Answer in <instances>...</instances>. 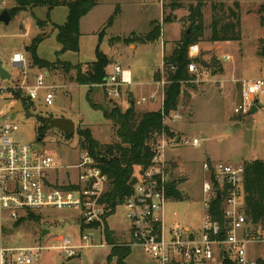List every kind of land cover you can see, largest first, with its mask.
I'll return each instance as SVG.
<instances>
[{"label":"rangeland","instance_id":"rangeland-1","mask_svg":"<svg viewBox=\"0 0 264 264\" xmlns=\"http://www.w3.org/2000/svg\"><path fill=\"white\" fill-rule=\"evenodd\" d=\"M102 5L95 9L83 21V33L81 37L80 52L65 51L62 52L61 43L57 37V29L48 24L42 29L37 24V19H49L52 23L63 24L68 17L69 10L67 6H57L49 11L47 6L27 7L25 10L17 12L9 25L0 22V62L7 69L12 78L9 80L0 79V117L6 118L17 102H23L18 99L24 90H15V84H21L24 75L23 70L16 69L10 58L14 52H22L28 59V65L32 67L30 53L26 48L32 39L42 31L49 33L38 46V54L41 58L50 62L68 61L75 65L79 62H88L96 58L95 49L98 44L99 32L107 22L109 16L115 11L119 2L120 10L113 26L106 29L107 34L102 42L106 53H110L113 60L118 61L125 67L135 70L138 76L135 78L143 81L152 80L153 72L161 61L160 46L156 44L137 43L136 48H130L127 42H120L119 37L129 35L134 30L138 35L147 34L151 30V21L160 18V0H137V4L126 0H102ZM172 2L182 4V7L172 11ZM239 3V7L236 6ZM16 6V0H2L0 12L3 9L11 10ZM202 3L205 20V35L200 44V52L197 58L205 60L208 66H202L199 76L190 74L191 80L182 84V97L177 111L182 115V119L174 120L170 113V120L166 119L165 125L172 130L171 138L178 136L184 139L193 140L194 137L200 139V144H184L181 141L176 149H170V155H180L185 165L186 175L180 177L181 184L178 189L184 195L183 200L171 199L165 206L166 221L168 223L179 221L183 226L192 221L194 224H202L203 221V181L205 172L203 163L209 160L224 161L233 165H240L244 161L263 159L264 160V98L260 100L259 112L249 114V116H237L234 113V106L238 100V94L242 88L243 80L250 78L264 77V11L261 7L264 0H164L162 21L171 14L176 16V21L180 24V35L178 32L179 24L163 23L167 39H176L189 26L187 16L189 14V5ZM217 4V10L213 5ZM221 4H224L221 6ZM122 6V7H121ZM234 10V13L230 11ZM32 16L29 28V37L23 35L28 30L24 19ZM217 18L222 24L234 23L236 29L241 31V39L229 42H213L210 40L212 34V23ZM158 20V19H157ZM160 21V20H159ZM39 30L38 34L37 31ZM92 31H96L93 34ZM174 42V41H173ZM171 42V48L174 43ZM102 48V47H101ZM60 52V54H58ZM231 55L230 60H224V55ZM196 58V59H197ZM110 61L109 65L113 63ZM195 59H192L194 61ZM108 65V69L111 68ZM81 66V65H80ZM88 67H86V70ZM85 70V71H86ZM44 73L48 83H55L58 88L55 90L56 96L52 106H46L44 101H37V109L30 111V117L25 113H18L16 122L19 125V131L16 139L21 142L32 143L40 135L38 129L43 122V116L64 115L72 118L76 123V132L68 136L66 132L51 127L48 123L44 128L45 137L41 141L42 148L56 158L58 166L59 181L63 182L66 173H70L73 179H77L78 169L76 165L79 159V135L80 128H88L92 135L101 144L114 143L118 141L113 122L105 118L104 110H110L115 106L123 110L128 108L127 102L120 100L111 101L105 94V86L101 83L94 85H83L76 80V70H65L58 66L55 69L41 70ZM19 73V74H18ZM236 73V74H235ZM18 74V75H17ZM57 76H55V75ZM234 74L238 80L235 81V97L230 93H221L224 90L222 82L219 79H225ZM210 75V76H209ZM71 76V77H70ZM73 76V77H72ZM17 77V78H16ZM74 80H71V79ZM201 79L196 81V79ZM210 79V80H209ZM216 79V80H215ZM213 82H207V81ZM212 84L217 88H211L205 93L193 99L194 95L204 92V84ZM133 87V86H132ZM136 96L141 97V93L149 95L150 86H134ZM135 88H133L135 90ZM91 90L90 98L88 93ZM15 92H18L15 93ZM238 92V93H237ZM126 98L130 92H127ZM91 101L96 106H92ZM152 102V103H151ZM24 104V103H23ZM160 105V99L144 103L137 106V111L144 112L150 108ZM185 116V118H184ZM187 122L181 129L179 123ZM240 123V125H236ZM205 129L209 133V138L205 139L200 135V130ZM178 137V138H179ZM172 142H170L171 144ZM173 143H177L174 142ZM156 144V138H155ZM139 168L135 174L137 175ZM137 177V176H136ZM70 183V182H69ZM172 183V181L170 182ZM63 184H67L64 182ZM124 206H117L116 211L109 217V225L114 236V242L117 245H124L129 237L128 221L124 214ZM78 208L46 209L42 217L46 221L34 223H20V230L10 235L11 246H20L24 244H44L45 246L53 244V239L57 234L63 233L71 236L75 244H81L82 234L92 236L90 243L99 244L104 242V246L92 245L80 250V257L67 259L56 251L45 250L40 253L39 258L34 264H107V255L110 246L106 238L102 239L99 231L82 232L78 220ZM77 216V217H76ZM65 218H72L73 224H67ZM84 225H86L84 223ZM97 227V226H96ZM168 227V226H167ZM40 229H50L51 233L44 236ZM126 234V236L124 235ZM246 234L257 239V242L248 245L250 257H264V231L261 227L249 224ZM261 240V241H258ZM133 252L141 261L146 264H160L153 256L146 251L142 245H133ZM131 256L127 259L131 262ZM201 264V263H196Z\"/></svg>","mask_w":264,"mask_h":264},{"label":"built area","instance_id":"built-area-1","mask_svg":"<svg viewBox=\"0 0 264 264\" xmlns=\"http://www.w3.org/2000/svg\"><path fill=\"white\" fill-rule=\"evenodd\" d=\"M1 2L2 0L0 4ZM199 52V45L193 44L189 48V57L196 56ZM223 59L230 60L231 56L225 55ZM10 61L16 69L28 68V59L22 52H14ZM202 66L201 63L192 61L188 71L198 77ZM167 82L163 74L159 81L163 90ZM131 83V70L120 64H113L101 84L105 86L108 98L120 100L123 86ZM57 88V85L47 83L43 73L38 74L33 83H28L24 78L21 84L14 86L15 90L25 91L24 96L34 103L33 110L37 108L36 102L41 98L46 106H52ZM0 92L4 93L3 89ZM262 98L264 77L243 80L240 99L234 106L235 115L248 116L252 107ZM150 99H155V95ZM145 102L146 99H141L137 104ZM163 104L164 91L162 107ZM172 117L174 120L182 119L177 110L173 111ZM169 118L170 115L164 114V122ZM19 129L16 118L10 115L0 117V264H34L45 250L56 251L70 259L80 254L83 248L104 246V242L90 243L92 236L89 234H82L83 243L75 244L71 236L63 233L57 234L53 244L48 246L40 243L20 246L9 244L10 235L21 228L17 222L27 218L31 212L40 215L44 222L47 219L42 217L43 211L50 208H78L80 228L82 223L88 226L98 224L97 227L81 231H99L104 239L106 214L110 211L104 199L109 189V175L88 150H80L78 163L73 166L78 169L79 181L72 185L77 187L64 188L71 184L63 185L50 179V173L56 169V158L42 148L41 142L39 148H36L35 141L28 143L17 140ZM155 138L153 162L137 176V183L132 186L131 194L122 203L129 224L131 243L144 246L160 264H258V259L250 257L248 252V245L257 242V239L246 234L250 223L245 212L244 165L213 160L203 163L205 214L200 230L191 234L179 221H166V188L172 178L165 152L170 142L178 140L171 138L165 130L156 133ZM180 141L186 145L200 143L198 137L192 141ZM218 191L222 195L224 221L215 219L210 214L212 201L218 198ZM64 221L71 223L67 219ZM221 223L224 226L223 233ZM43 231L44 229H40L41 233ZM221 235L224 237L221 238Z\"/></svg>","mask_w":264,"mask_h":264},{"label":"trees","instance_id":"trees-1","mask_svg":"<svg viewBox=\"0 0 264 264\" xmlns=\"http://www.w3.org/2000/svg\"><path fill=\"white\" fill-rule=\"evenodd\" d=\"M99 0H16V6L11 8L12 18L17 12L25 10L27 7L47 6L49 11L57 6L65 5L69 9L67 20L64 24L51 23L49 19H37L40 28H44L48 22L57 29V37L62 46V52L80 50V21L87 15L97 4ZM224 4H221L223 6ZM172 11L182 7V4L172 2ZM239 7V3L236 2ZM187 20L189 26L182 32L179 40L174 42L173 50L170 54L164 56V65L162 70L155 73V80L160 81L163 74L168 82L164 88V104L157 111H137L134 100L130 101L128 108L123 110L119 106H115L110 110H104V116L115 127V133L118 141L114 143L101 144L94 138L91 130L88 128H80L78 130L80 149L88 150L100 163V166L109 175V189L104 197L108 203L110 211L106 214V218L116 211L117 206L121 205L125 198L132 192L130 182L152 162L155 155L154 143L155 134L161 133L163 130L169 136H172V130L164 123V114L169 115L178 109L182 97V82L191 79L188 66L192 62L189 57V48L193 44L200 43L205 35V20L202 3L190 4ZM213 9L217 10V4L213 5ZM264 11V5L261 11ZM234 13V10L230 8ZM120 14V5L118 4L114 13L108 19L105 27L101 31L102 34L107 28L112 26ZM176 21V16L171 14L163 21H151V30L144 35H133L130 38H124V42H141L148 43L158 39L162 34V22L171 23ZM43 31L35 36L31 43L27 46L31 55L32 67L38 69H55L58 66L64 67L65 70H77V82L80 84L94 85L104 82L107 76V67L110 58L99 49L97 50L96 61L88 65V69L83 71L80 64L74 65L68 61L50 62L41 58L38 54V46L45 39ZM241 39L240 29H236L234 23L222 24L220 20L215 18L212 23V34L210 40L213 42H229ZM118 40H122L119 39ZM264 55V50H263ZM60 54V52L58 53ZM194 61L200 63L197 58ZM174 67V68H172ZM18 94V92H15ZM18 99L22 100L27 110H32L33 102H29L24 94ZM90 98V93L88 94ZM92 106H96L91 101ZM93 106V107H94ZM43 119V118H42ZM43 124L38 129L39 134H43L47 122L41 120ZM68 136L70 134L66 133ZM245 167V212L248 222L257 227H261L264 231V160L244 161ZM139 168L138 174L135 172ZM76 185H67L64 188L74 189ZM167 199L183 200L184 195L178 189V182L173 181L166 188ZM210 214L213 218L224 221L222 211V200L215 198L212 201ZM40 215L31 212L27 218L17 222V224L25 222H40ZM98 224L84 225L81 224V230L84 231L88 227H96ZM221 238L224 235L220 236ZM105 238L107 244L112 246L111 254L108 257V263L116 258L117 264H128L127 256L131 253V245H117L114 241L112 232L105 220ZM258 264H264L262 258H258Z\"/></svg>","mask_w":264,"mask_h":264},{"label":"crops","instance_id":"crops-1","mask_svg":"<svg viewBox=\"0 0 264 264\" xmlns=\"http://www.w3.org/2000/svg\"><path fill=\"white\" fill-rule=\"evenodd\" d=\"M102 0H99L98 1V4L87 14V15H85V16H83L82 18H81V21H80V33H81V35H80V50H81V37H82V35H83V33H85L84 31H83V29H82V27H83V21L87 18V16L88 15H90V13H92L93 11H95V9H97L98 7H100L101 5H102V2H101ZM126 1H128V2H130V3H135V4H137V0H126ZM142 1H145V0H142ZM119 5L121 4V2H119L118 3ZM163 4H164V0H160V18H156V19H153V20H160V21H162V14H163ZM63 6H65V5H63ZM12 7H15V3H14V5L12 6ZM122 7V6H121ZM121 9V8H120ZM69 10V9H68ZM114 12H112V14H113ZM122 13V10H120V14ZM111 14V15H112ZM110 15V16H111ZM110 16H109V18H110ZM120 16V15H119ZM118 16V17H119ZM108 18V19H109ZM30 19H33L34 20V18L32 17V16H30V17H26L25 19H24V21H25V23H26V27H27V31H26V34L24 33L23 35H25V36H28L29 37V34H30V30H29V28H30V26H31V23H32V21H30ZM152 20V21H153ZM108 21V20H107ZM66 22V21H65ZM64 22V23H65ZM175 23H178L179 24V22L178 21H174ZM52 23V22H51ZM63 23V24H64ZM107 23V22H106ZM106 23H105V25H106ZM115 23V22H114ZM172 23V22H171ZM56 24V23H55ZM105 25L103 26V28L105 27ZM113 26V25H112ZM53 27V26H52ZM103 28L101 29V31L103 30ZM181 29H180V24H179V28H178V32L180 31ZM38 32H39V30L37 31V34H38ZM47 32H44L43 34H44V36H48L49 35V33L50 32H48V34H46ZM92 33L93 34H96V31H92ZM106 34H107V31L105 30L102 34H100V32H99V37H98V44H97V46H96V49H95V55H96V58L95 59H93L92 61H88V62H79L78 64H80L81 65V68H82V70L83 71H85L86 70V67H88V65L90 64V63H92V62H94V61H96V59H97V50L99 49L100 51H102L105 55H107L109 58H110V61L111 60H113V58L110 56L111 54L110 53H106L105 52V48L102 46V42H103V40H104V38H106L105 36H106ZM133 35H138L134 30H132V31H130V33H129V35H125V36H122V37H119V39H122V40H119L120 42H124L123 41V39L124 38H130V37H132ZM179 35H180V32H179ZM181 37V36H180ZM180 37H178V38H176V39H167L166 37H165V30L162 28V34H161V36L158 38V39H156V40H154L153 42H148V43H141V42H127V43H130V44H128V46L130 47V48H132V46H133V48H136V46H137V43H141V44H156V45H159L160 46V50H161V53H160V56H161V61H160V63H159V65L156 67V69L154 70V72H153V78H152V80L150 81V80H148V81H143V80H139L138 78L136 79L135 78V76H137V77H139L138 76V74H137V72H135V70H131L129 67H125L124 65H122L121 63H119L118 61H115V60H113V63L112 64H110L109 65V67L111 68V66L113 65V64H120V65H122L124 68H127V69H130L131 70V72H132V83L131 84H126V85H124L123 86V95H122V101L123 102H127V107H129V105H130V101L131 100H134L135 101V103H136V105L138 106H142L143 104H137V102L139 101V100H141V99H146V102H150V101H155V99L156 98H159L160 99V105H158L157 107H155V108H150V109H147V110H143V111H157V110H159L160 108H162V95H163V87L161 86V84L159 83V81H156L155 80V73L158 71V70H162L163 69V65H164V56L165 55H167V54H170L171 52H172V50H173V46H172V48H171V42H175V41H177V40H179L180 39ZM173 42V43H174ZM223 43V42H222ZM198 45H199V47H200V44L198 43ZM102 47V48H101ZM27 49V48H26ZM80 50H79V52H80ZM200 50H201V48H200ZM27 52H28V50H27ZM29 53V52H28ZM228 55V54H227ZM225 56V55H224ZM231 56V55H230ZM197 58V55L196 56H193V57H191V59H196ZM201 62H202V60H201ZM200 62V63H201ZM73 64V63H72ZM202 64V63H201ZM75 65V64H74ZM203 65V64H202ZM204 66V65H203ZM41 70H45V69H38V68H30L29 67V65H28V68L24 71L23 70V75H24V78H26V81L28 82V83H33L35 80H36V77H37V75L38 74H40V73H43ZM76 70V69H75ZM77 71V70H76ZM108 71H110L108 68H107V72ZM19 74V73H18ZM17 74V75H18ZM44 74V73H43ZM236 74V73H235ZM55 75V74H54ZM55 76H57V75H55ZM71 77V76H70ZM73 77V76H72ZM236 76L234 75V74H232L231 76L229 75V76H227L225 79H219L218 78V80H219V82H222V85L224 86V90H222V92L221 93H226V94H228V93H230L231 95H233L234 97H235V92L237 91L236 90V84H235V81H232V80H238V81H240V78H235ZM17 78V77H16ZM24 78H23V80H24ZM71 79V78H70ZM76 79H77V72H76ZM71 80H74V79H71ZM216 80V79H215ZM47 81V80H46ZM214 81V80H213ZM212 80L211 81H207V82H213ZM207 82H206V84H204L203 85V88L202 89H204V92H201L200 94H197V95H194V97L192 98V108H193V99L195 98V97H198V96H200L202 93H205L206 91H208L209 89H211V88H217V89H219L218 87H216L215 85H212V84H207ZM47 83H48V81H47ZM48 84H52V85H56L55 83H48ZM83 85H85V84H83ZM140 85H147V86H150V93H149V95H147L146 93H141V97L139 98L138 97V95L136 96V91H138V89H136L134 86H140ZM89 86V85H88ZM133 86V87H132ZM133 88H135V90L133 89ZM105 92V91H104ZM127 92H130V94H129V97L128 98H126L125 97V95H128L127 94ZM89 93H91V90L89 91ZM88 93V94H89ZM238 93V92H237ZM106 94V93H105ZM240 94H241V90H240V92H239V94H238V100L240 99ZM152 95H155V99H153V100H151L150 99V97L152 96ZM41 97H43V93L41 94ZM42 100H43V98H41ZM110 99V98H109ZM111 100V99H110ZM238 100H237V102H238ZM261 100V99H260ZM44 101V100H43ZM111 101H113V100H111ZM145 102V103H146ZM236 102V103H237ZM152 103V102H151ZM235 103V104H236ZM259 104H260V101H258V104H256V106L258 107V110L256 111V112H259V109H260V107H259ZM36 106H38V104H37V102H36ZM37 109V108H36ZM255 112V113H256ZM26 114V113H25ZM253 114V113H252ZM10 115V114H9ZM57 116H64V115H57ZM249 116V115H248ZM247 117V116H246ZM184 118H185V116H184ZM187 125V122H185V121H183V122H181V123H179V126L181 127V129H183V130H185V127L184 126H186ZM236 125H240V123H236ZM200 135L203 137V138H205V139H207V138H209V133L205 130V129H201L200 130ZM179 137V136H178ZM177 137V140H178V142L177 143H169V146L167 147V150H166V152H165V159L167 160V162L169 163V166H170V171H171V178H172V182L173 181H177L178 182V184H181L182 182L179 180L180 179V177L182 176V175H186L185 173H186V170H185V165L183 164V161H182V158H181V156L180 155H170V153H169V151H170V149H176V147H178V145H179V143L181 142L180 140H182V138H178ZM194 138H196V137H194ZM200 144V143H199ZM198 144V145H199ZM193 145V144H192ZM195 146H197V145H195ZM254 160H256V159H254ZM259 160H263V159H259ZM213 161H215V160H213ZM248 161H252V160H248ZM78 162V161H77ZM242 164L244 165V162H242ZM58 173H59V171H58V166L56 165V169H54L51 173H50V179L51 180H53L54 182H56V183H59V184H63L64 182H66L67 184H75V183H78V175H77V179H73V177L70 175V173H66L65 175H66V177H65V180L63 181V182H60L59 181V175H58ZM70 182V183H69ZM66 184V185H67ZM63 185H65V184H63ZM171 199H169L168 201H167V203H166V205L168 204V202L170 201ZM205 214V209H204V206H203V215ZM112 215V214H111ZM110 215V216H111ZM109 216V217H110ZM109 217H107L106 218V220H107V223H108V227H109V229H110V231L111 232H115L114 230H112L111 228H110V225H109ZM65 219H67V220H69V221H71L72 219L71 218H65ZM77 220V219H76ZM74 221V220H73ZM70 224H73V222L71 221V223H69V225ZM202 225V224H201ZM201 225L200 224H194L192 221H190V223H186L184 226H185V228H186V230L189 232V233H196V232H198L199 230H200V228H201ZM45 230V229H44ZM49 230V232L47 233V234H43L44 236H46V235H48V234H50L51 233V231H50V229H48ZM128 233H129V237H127L126 236V234H124L126 237H127V240H126V242L124 243V244H128V245H131V253L127 256V258L129 257V256H131L130 258H131V262L130 261H128V259L126 258V262L128 263V264H146V263H144L143 261H141L140 260V258H138L136 255H134V252H133V245H136V244H132L131 243V235H130V230H129V227H128ZM57 236V235H56ZM56 236H55V238H56ZM114 237V236H113ZM54 240V239H53ZM105 245V244H104ZM109 246H110V249H109V254L107 255V264H117V259L116 258H114L112 261H111V263H108V257H109V255L111 254V250H112V246L110 245V244H108ZM100 246V245H99ZM79 257L81 256L80 254L78 255ZM257 258V257H256ZM258 258H262V257H258ZM257 258V259H258Z\"/></svg>","mask_w":264,"mask_h":264},{"label":"water","instance_id":"water-1","mask_svg":"<svg viewBox=\"0 0 264 264\" xmlns=\"http://www.w3.org/2000/svg\"><path fill=\"white\" fill-rule=\"evenodd\" d=\"M12 21V15L10 13V11L8 9H3L0 12V22L4 23L5 25H9ZM28 50V49H26ZM204 66H208L207 62H205V60H202L201 62ZM12 78L11 73L4 68L2 62H0V79L1 80H9ZM258 110V107L256 105H254L251 109L250 114L255 113ZM18 113H26L25 111V107L23 102H17L15 104V106L13 107V109L10 112V116L12 118H16ZM27 117H30V113H26ZM43 119L53 128H56L58 130H61L63 132H66L70 135L75 134L76 132V123L72 118L69 117H65V116H43ZM45 134H40L36 140H35V147L39 148V143L44 139ZM137 183V177H134L132 179V181L130 182L131 186H134ZM218 198L221 199L222 195L221 193L218 191ZM221 232H224V226L223 223H221ZM49 232V230H44L43 234H47ZM190 264H194V262H191Z\"/></svg>","mask_w":264,"mask_h":264},{"label":"flooded vegetation","instance_id":"flooded-vegetation-1","mask_svg":"<svg viewBox=\"0 0 264 264\" xmlns=\"http://www.w3.org/2000/svg\"><path fill=\"white\" fill-rule=\"evenodd\" d=\"M24 107H25V105H24ZM25 111H26V113H30V111H33V110H27L26 108H25Z\"/></svg>","mask_w":264,"mask_h":264}]
</instances>
